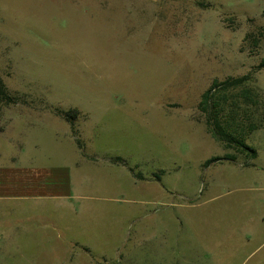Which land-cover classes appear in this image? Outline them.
I'll use <instances>...</instances> for the list:
<instances>
[{"label":"rangeland","instance_id":"1","mask_svg":"<svg viewBox=\"0 0 264 264\" xmlns=\"http://www.w3.org/2000/svg\"><path fill=\"white\" fill-rule=\"evenodd\" d=\"M0 80V264H264V0H0Z\"/></svg>","mask_w":264,"mask_h":264},{"label":"trees","instance_id":"2","mask_svg":"<svg viewBox=\"0 0 264 264\" xmlns=\"http://www.w3.org/2000/svg\"><path fill=\"white\" fill-rule=\"evenodd\" d=\"M249 80L250 74L248 73L241 77L229 78L222 82L214 81L201 96L199 109L205 116V124L209 133L216 140L220 142H225L227 144L235 143L238 144L240 147L246 148L242 142L236 140L234 134L230 130L224 129L222 127L224 124V119L220 116V113L223 112L224 109L221 108L220 100L221 97H223V94H225L227 91L234 90L240 87L243 88V96L248 99L251 93L244 86L248 83ZM0 99L5 102H9L11 100L8 91L1 80ZM220 160V158L210 159L206 161L205 166H208L209 164Z\"/></svg>","mask_w":264,"mask_h":264},{"label":"crops","instance_id":"3","mask_svg":"<svg viewBox=\"0 0 264 264\" xmlns=\"http://www.w3.org/2000/svg\"><path fill=\"white\" fill-rule=\"evenodd\" d=\"M251 165H252V164H251ZM239 168H241V169H247L248 167H245V166L241 165V166H239ZM30 188H32L33 191H38V189H36V186H33V185H32V187H30ZM41 190H42V189H39L38 192H40Z\"/></svg>","mask_w":264,"mask_h":264}]
</instances>
